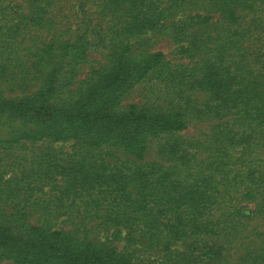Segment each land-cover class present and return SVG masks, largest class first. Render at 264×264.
Here are the masks:
<instances>
[{
    "label": "rangeland",
    "instance_id": "1",
    "mask_svg": "<svg viewBox=\"0 0 264 264\" xmlns=\"http://www.w3.org/2000/svg\"><path fill=\"white\" fill-rule=\"evenodd\" d=\"M0 264H264V0H0Z\"/></svg>",
    "mask_w": 264,
    "mask_h": 264
},
{
    "label": "trees",
    "instance_id": "2",
    "mask_svg": "<svg viewBox=\"0 0 264 264\" xmlns=\"http://www.w3.org/2000/svg\"><path fill=\"white\" fill-rule=\"evenodd\" d=\"M160 54H151V57H150V59L152 60H155V59H157V57L159 56ZM45 104H46V101H44V100H41V102H39V103H36L34 106H29V105H27V104H24L22 107H23V109L24 110H28L29 108H30V111H32V112H40V111H42L44 108H45ZM49 126H51V121H50V124H49ZM61 128L59 127V126H57V128H56V132H54V133H52L53 134V136H56V135H60V134H66L67 135V133H63L64 131H66V130H64V131H62L61 132ZM58 131H60V132H58ZM45 134H47L46 132H44ZM110 134L111 132H107V131H105V133H103L104 135H106V134ZM51 134V133H50ZM44 135H42V137H43Z\"/></svg>",
    "mask_w": 264,
    "mask_h": 264
}]
</instances>
